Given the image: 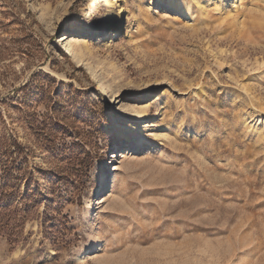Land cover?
Returning a JSON list of instances; mask_svg holds the SVG:
<instances>
[{
  "label": "rangeland",
  "instance_id": "374dc122",
  "mask_svg": "<svg viewBox=\"0 0 264 264\" xmlns=\"http://www.w3.org/2000/svg\"><path fill=\"white\" fill-rule=\"evenodd\" d=\"M113 1L0 0V264H264V0Z\"/></svg>",
  "mask_w": 264,
  "mask_h": 264
},
{
  "label": "bare ground",
  "instance_id": "6f19581e",
  "mask_svg": "<svg viewBox=\"0 0 264 264\" xmlns=\"http://www.w3.org/2000/svg\"><path fill=\"white\" fill-rule=\"evenodd\" d=\"M114 1H116V2H118L119 0H114ZM113 1V2H114ZM217 1V5H218V8H219V11L221 12V11H224L225 9H228L229 10V8L231 7V0H216ZM108 2V1H107ZM110 2V1H109ZM108 2V3H109ZM112 2V1H111ZM111 3H109L108 5H110ZM112 5V4H111ZM117 7H118V11L116 12V15L118 16V20H120L121 19V16L123 15V9L121 8V6H120V3H118L117 4ZM112 12H114V11H112ZM120 26H121V23L120 22H117L116 24H115V27H116V32H117V29H119L120 28ZM67 39H68V36H66L65 34H63L62 35V38H61V40H60V42H59V45H65L66 46V44H67ZM79 54H80V52H79ZM116 72L117 71H114L112 74H111V76L112 77H116ZM144 110L143 109H141V110H139L138 111V115L139 116H142L143 114H144ZM118 146H119V148H118ZM130 146H131V141H124V142H121V143H119V144H116V145H114V146H112L111 147V150H110V152H111V155H110V157L112 158V160H111V162H113L114 160V158H115V156H118L121 152L119 151L120 149H122V148H130ZM108 162H110L109 160H107L106 162H105V164L106 165H108ZM108 169H110V168H108ZM105 181H106V176H101V178L96 182V184L95 185H93L92 187H90V192L87 194V196H94V195H96L97 193H99L102 189H103V185H104V183H105ZM93 247H94V245H93ZM92 247V248H93ZM92 248H90L87 252H84V253H82V254H80L78 257H77V259L78 260H80V261H82V260H84V258L85 257H87L90 253H91V251H92ZM94 248H96V247H94Z\"/></svg>",
  "mask_w": 264,
  "mask_h": 264
}]
</instances>
